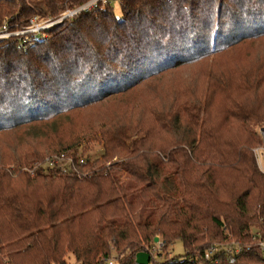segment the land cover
<instances>
[{"label": "trees", "instance_id": "1", "mask_svg": "<svg viewBox=\"0 0 264 264\" xmlns=\"http://www.w3.org/2000/svg\"><path fill=\"white\" fill-rule=\"evenodd\" d=\"M87 1L0 0V25ZM113 1L32 45L0 40V132L45 129L43 141L26 134L25 146L19 138L0 151V264H108L114 250L117 264H138L156 237L167 256L149 264H264V173L224 125L251 121L249 105L264 98V51L226 65L214 58L264 36V0H117L119 15ZM209 58L202 75L157 94L165 73ZM139 89L156 97L123 104ZM99 104L110 105L94 121L55 134L59 118ZM83 140L99 142L102 154L79 171L15 173ZM227 223L240 244H226ZM177 241L185 254L171 257Z\"/></svg>", "mask_w": 264, "mask_h": 264}, {"label": "rangeland", "instance_id": "2", "mask_svg": "<svg viewBox=\"0 0 264 264\" xmlns=\"http://www.w3.org/2000/svg\"><path fill=\"white\" fill-rule=\"evenodd\" d=\"M112 5H113V8L116 14L119 15L121 13L120 3L117 0H114ZM261 37H262L261 39L259 38V40L255 42L248 43L249 45L248 47L242 46V50L237 51L234 54V56H227V54H229L230 52L225 51V52L217 54L216 57L214 58L217 59V63H222L223 65H226V64H231L235 62V60H239V59L247 60L251 57L254 58V56L257 55L258 52H259L258 55H261L262 51H264V38H263L264 36H261ZM229 57H231L232 59H228ZM208 60L212 62L213 58H209V59L202 61V62H207V64H203L202 62L193 63L190 65L183 66L177 70H173V71L165 73L163 76H161V78L156 80V84H158L157 90H156L157 94L161 95V92L164 89H168L169 85L179 84L183 82L186 78H189L191 76L193 77L195 74L199 73L200 75H202V72H205L209 67ZM204 65H207L205 69H204ZM262 96H264V88L261 89L260 97ZM155 97L156 95L153 92L146 90V89H142V90L139 89L132 95L127 96L125 100H123V104L125 105L130 104V102L134 101V99H146V98H155ZM110 104H112V102ZM110 104L93 105L90 108L85 109L83 111L84 114H81V115L71 114L70 116H64L62 118H59L60 120H63L62 121L63 126H59L57 130H54L55 134H61L63 136L64 133L66 134L67 132H70V131L72 132L74 130V124H77V125L78 123L86 124L87 122L94 121L99 116L100 111L102 110L105 111V107L109 106ZM249 106L252 107L253 112H254L252 115L253 117L251 121L246 120L247 122L244 123L242 119L240 118L237 119L235 117H228L226 119V124L224 123L225 130H227L228 132V135H226V137L228 138V140H230L234 144L243 146L245 148L249 147L250 152L253 153L255 157L254 160L256 161V164L258 165L261 172L264 173V131H263L264 130V98H261V100H259L258 103L253 102L252 105L250 104ZM249 118L250 117H248L247 119ZM48 125H49L47 127L48 130L54 129L52 128L54 126L52 123H49ZM31 127L32 126L30 127L27 126L26 128H21L15 131H12V130L5 131L4 130L5 132L4 131L2 133L0 132V151L2 150L3 153L5 152L9 153L8 151L11 150L12 145H14L12 143L18 142L19 138L21 140L20 145L22 147L25 146L27 144V139H28V137L27 139L25 138L26 134L34 136V134L37 133V138L40 139V141H43L44 139L39 136L43 135L42 131L45 129L41 130V128H38V127H35V128L34 127L31 128ZM80 143L81 145L75 146V150H82L88 159H86L85 163H81L80 165H77L74 169L83 168L84 165L88 162V160L93 161L97 157H100L102 154V145L99 142L83 140V142L80 141ZM48 146L49 144L41 143V148H42L41 151L46 153V151L48 150L46 148H48ZM171 150H173V148L169 149V151ZM53 154H56V153H52V155ZM47 156L48 155L44 156L41 160L37 161L32 168L24 165V166L19 167V169L16 170L15 173H17L18 171L34 173L36 169H41L42 171L48 172L50 169H54L52 167H46L48 165L46 163L44 164V161ZM110 163L112 162H108L107 165ZM1 165H4V164H1ZM41 165L42 167L44 166L46 170H44L43 168H40ZM5 166L7 165L5 164ZM86 172L88 173L90 171L87 169ZM224 180L229 181L230 174L226 176ZM230 228H231L230 225L227 223L225 230L228 233V240L230 241L226 240L227 241L226 244H229L231 247V245L233 244H240V243L236 241V238L234 237L233 233L230 231ZM204 240L206 242L210 241V239H208L207 236H205ZM214 240H217V238ZM160 241L161 239L159 238V241L156 242L158 243L157 246H155L156 248L159 247ZM112 254L113 255H111L109 258H113V260L117 262L118 255L115 254V250H114V253ZM183 254H185V248L181 241H177L174 244H172V246L170 247V254H169L171 257L180 256ZM155 256H158L157 257L158 260H164L167 255L164 254L162 256H159L157 252ZM204 257H205V254H204ZM79 262L81 261L72 259V263H79Z\"/></svg>", "mask_w": 264, "mask_h": 264}, {"label": "built area", "instance_id": "3", "mask_svg": "<svg viewBox=\"0 0 264 264\" xmlns=\"http://www.w3.org/2000/svg\"><path fill=\"white\" fill-rule=\"evenodd\" d=\"M112 0H89L81 5L68 8L65 10L61 15L56 17H46L40 18L38 15L33 16L29 19V21L20 27L19 23L10 24L7 19H5L0 25V40L4 38H8L11 36H18L19 42L24 45H32L35 41L41 40L48 36V30L53 28L56 24L62 22L66 18L75 17L78 14L83 12L91 11L96 8L104 9L107 3H110ZM264 131V130H263ZM87 156L84 154L82 150H73L71 152H61L56 154H51L46 157L44 164L46 163L48 166L52 167L59 171H79V168L74 169L77 165L81 163H85ZM40 168H44V166ZM261 248L264 254V241L260 243ZM162 243H159L158 248H152L150 251L151 256H155L157 251L161 248ZM243 248L241 246H236L233 250L235 252H240ZM231 252V249H228ZM216 248L212 247L211 249L207 250L205 253L206 259H210V257L215 253ZM108 264H116L117 262L113 260V258L107 259ZM70 264H84L82 262L79 263H70Z\"/></svg>", "mask_w": 264, "mask_h": 264}, {"label": "water", "instance_id": "4", "mask_svg": "<svg viewBox=\"0 0 264 264\" xmlns=\"http://www.w3.org/2000/svg\"><path fill=\"white\" fill-rule=\"evenodd\" d=\"M155 241H159V237L155 238ZM152 256L151 253L147 251H140L137 253V262L138 264H149L151 262Z\"/></svg>", "mask_w": 264, "mask_h": 264}]
</instances>
